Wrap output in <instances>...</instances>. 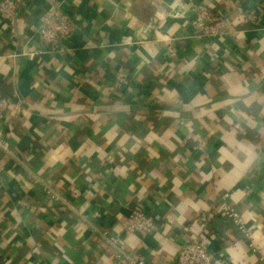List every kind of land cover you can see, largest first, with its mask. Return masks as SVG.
Returning a JSON list of instances; mask_svg holds the SVG:
<instances>
[{"label": "crops", "instance_id": "1", "mask_svg": "<svg viewBox=\"0 0 264 264\" xmlns=\"http://www.w3.org/2000/svg\"><path fill=\"white\" fill-rule=\"evenodd\" d=\"M19 1L15 37L0 15L5 134L21 161L0 149V264H175L193 238L215 264H264V0ZM61 4L78 23L68 51L25 54L45 48L41 16ZM195 5L232 16L225 40L197 36ZM227 193L251 238L220 214L200 221ZM137 206L152 234L124 229ZM98 229L119 232L125 255Z\"/></svg>", "mask_w": 264, "mask_h": 264}, {"label": "built area", "instance_id": "2", "mask_svg": "<svg viewBox=\"0 0 264 264\" xmlns=\"http://www.w3.org/2000/svg\"><path fill=\"white\" fill-rule=\"evenodd\" d=\"M19 7V0H0V15L7 21L6 24L12 37L17 35L16 24ZM240 10L241 21L243 23L257 24L261 11L259 5L254 6L253 4L241 7ZM232 22L233 18L230 15L213 13L207 5H195V14L192 18V24L196 30L197 36L217 37L220 40H225L230 34ZM77 28V18L65 12L62 4L51 6L41 16L37 28L39 38L45 48L39 52H25V54L34 57L37 54L47 53L48 50L53 48L67 52L68 46L65 43L73 38ZM168 52H175V48L171 43L168 45ZM116 79L119 83L128 84L130 82V75L126 69H120L116 72ZM11 104L12 100L9 97L0 95V149L7 152L14 161L21 162L14 149H12L10 141L5 134V125L9 119L8 110ZM236 128L241 132H245V129L239 123L236 124ZM188 139L194 141V149L202 151L207 149V140L205 137L199 136L194 138L192 135H188ZM41 183L44 185V192L50 195L53 200L63 202V204L73 208L62 196L60 191L52 188V186L47 183L42 181ZM228 196V193L223 196L219 209L203 214L200 217V221L207 223L220 214L226 221L232 222L247 238H251L253 235V228L248 225L244 215L227 201ZM25 205H28V203H25ZM76 212L85 218L82 211L76 210ZM124 229L136 232L141 236H147L157 229V219L153 215L147 213L144 208L137 206L132 208L131 213L127 216ZM97 231L110 246L116 249L119 257L125 255L119 247L121 242L119 232L109 234L107 230L98 229ZM124 257L128 261V264H145L143 260L133 259L126 255ZM175 264H215V257L199 238H193L183 244Z\"/></svg>", "mask_w": 264, "mask_h": 264}, {"label": "water", "instance_id": "3", "mask_svg": "<svg viewBox=\"0 0 264 264\" xmlns=\"http://www.w3.org/2000/svg\"><path fill=\"white\" fill-rule=\"evenodd\" d=\"M175 54H176V53L174 52V53H170V54H168V55L170 56V55H175Z\"/></svg>", "mask_w": 264, "mask_h": 264}]
</instances>
